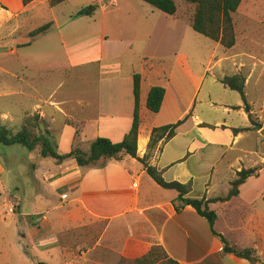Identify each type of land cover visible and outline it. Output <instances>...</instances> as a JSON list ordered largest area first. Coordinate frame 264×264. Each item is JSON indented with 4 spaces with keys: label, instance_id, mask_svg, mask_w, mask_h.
Instances as JSON below:
<instances>
[{
    "label": "crops",
    "instance_id": "obj_1",
    "mask_svg": "<svg viewBox=\"0 0 264 264\" xmlns=\"http://www.w3.org/2000/svg\"><path fill=\"white\" fill-rule=\"evenodd\" d=\"M119 1L109 0L101 6L104 19L94 30L86 31L87 34L75 29V24L83 18L95 19L99 8L93 17L74 19L69 16L68 20L59 21L54 16V27L50 32L25 41L26 45L19 46L23 42L18 43L7 51L8 55L2 51L3 56L16 59V63L10 66L4 61L0 63V82H6L0 88L1 121L10 127L19 122L16 116L22 117L26 110L39 113L47 119L53 134L60 137L62 153H68L76 146L88 150L98 137L120 142L132 128L134 75L140 73L142 122L139 155L144 157L147 153L155 127L183 119L187 121L173 138L162 140L149 158L150 165L157 167L167 181L186 184L190 197L209 199L228 194L238 171L259 168L258 175L240 187L238 196L225 203H211L210 207L214 209L213 206L219 205L218 211L214 209L219 214L215 225L218 232L238 248H255L264 260V122L261 124L263 130H258L250 119L251 114L262 122L264 99L262 94L251 99L248 92L250 81L257 91L263 89L262 82L259 85L252 79L262 66L256 64L255 69L248 68V62L259 58L238 52L234 46L224 51L231 54L228 57L213 53L210 62L214 61L203 69L201 77L193 68L195 63H190V53L195 48L193 42L199 38L193 28V4L185 5L182 11L178 8L175 15H168L142 0H130L128 8L121 7ZM29 6H25L23 0H0V28L4 30L14 16ZM108 8H111L113 22L107 18ZM255 9L263 16L264 6ZM255 9L251 15L249 12L245 14L244 28L264 26V19L258 18ZM241 10L239 8L234 14L235 23L242 14ZM252 16L255 19H250ZM52 34L60 36L62 50L67 52L57 63L47 62L51 50L41 54L19 53L20 48L34 47L39 40L51 42ZM157 37L160 43L154 45ZM170 42L172 46L168 48ZM220 45L216 42L215 50ZM1 46L6 47L5 44ZM163 46L166 49L161 51ZM72 48L82 58L76 63L69 53ZM93 50L97 51V56L89 58ZM226 61H231L228 68ZM167 64L170 70L166 73L169 76L164 85L166 94L160 111L153 114L147 108L148 94L152 87L160 86L154 81L160 75L159 69ZM42 70L45 77L57 75L60 85L53 89L46 82L42 83ZM72 73L80 83L66 87L67 76ZM238 73L247 77V103L242 99L233 103L227 98L216 97L211 88L203 99L200 98L201 88L208 77L211 78L210 87L219 83L226 92L229 88L221 79ZM12 80H17V85H11ZM145 81L149 82L146 89ZM198 103L222 107L224 114L231 118L228 120L222 116L214 122H207L196 112ZM246 106L249 112L245 110ZM13 108H17L18 113ZM235 116L240 117V123L235 122ZM67 120L79 124L77 138L76 126ZM202 125H210L212 129H202ZM242 127L248 130L234 133V128ZM207 150L213 155L207 160L209 164L202 165L201 154ZM69 160L60 172L46 180L65 192L67 198H71L70 202L77 204L76 213H84L89 219L84 227L76 230L78 233L72 241L74 248H70L73 251L70 254L72 264H118L122 258L134 259L144 255L157 244L164 246L181 264H249L245 258L223 253L222 241L195 208L186 206L181 212L176 211L175 204H181L177 191L160 186L164 191L156 192L161 198L153 197L152 191L158 184L147 179L150 175L136 158L123 155L119 159H104L93 167H81L75 159ZM6 171L0 158V181ZM145 183L150 189L146 201L142 197ZM4 200L8 198L5 196ZM220 221L222 230L218 227ZM60 246L64 247L63 244Z\"/></svg>",
    "mask_w": 264,
    "mask_h": 264
},
{
    "label": "rangeland",
    "instance_id": "obj_2",
    "mask_svg": "<svg viewBox=\"0 0 264 264\" xmlns=\"http://www.w3.org/2000/svg\"><path fill=\"white\" fill-rule=\"evenodd\" d=\"M256 1L257 0H245L240 7L242 9V14L237 18V22L235 23L238 36L235 48L238 52H246L249 55H254L259 58H254V62H248V68L255 69L256 64L262 66L256 76L254 75L252 79H255V81L257 80L259 85H261L262 82L263 89L262 91H257V89H255L256 87L252 85V81H250L248 92L251 99L257 98L260 94L263 95L264 99V26H253L246 29L243 25L245 23L244 16H246L248 12V14L251 15L253 9L264 6V0H259L258 3H256ZM107 2L109 3V0H66L65 3L55 8H51L49 0H35L31 3V7L29 6L30 4L28 5L30 8L28 7L20 15L14 16L4 27V30L0 28V63L4 61L7 66L15 64L16 59H11L9 56H3L4 53L2 51H5V54L8 55L7 51L13 46L16 47L18 43L23 42V44H20L19 46L26 45L25 41L33 40V38L30 37V32L37 27L52 21L54 16H56L59 21H64L65 19L68 20L69 16H72L81 8L95 3L99 8L97 17L93 20H86V18H83V20H80L74 27L81 32H85L84 34H87L86 31L94 30L95 27L99 25L98 23L104 19L101 6H104ZM119 3L121 4V7L128 8L130 0H120ZM176 4L180 11L183 10L185 5H189L186 0H176ZM256 12L259 19L260 17L261 19H264V13L262 16L257 10ZM107 13L109 14L107 18L111 19V22H113V15L110 14L111 8H108ZM250 19L255 18L252 16ZM71 31L72 29L69 30V32ZM50 37L51 42L49 40H39L34 47L20 48L19 53L31 54L38 52V54H41L42 51L49 52L48 50H51L47 62L53 63L61 60V57L66 56L67 52L62 50L60 36L58 34H52ZM197 37L199 38L193 42L195 48L190 53V63H195L193 68L196 72H199V75L202 77L203 69L209 67L211 62L214 61L212 60L210 62L213 53L220 57H228L231 54H226L224 51H227L228 49H225L221 45L215 50L216 41L201 34H198ZM159 43L160 41L158 37L155 38L154 45ZM1 44H5L6 47L2 48L3 46H1ZM167 46L168 48H171V42ZM163 47L164 48L160 49L161 51L166 49V46ZM229 52L231 53L232 51L229 50ZM69 53H71L74 63L82 59L79 56V53H76L75 48L70 49ZM194 54L195 57H192ZM96 56L97 51L93 50L89 58H95ZM225 66L227 68L230 67L231 61H226ZM168 69L170 70L168 64L159 69L160 75L155 79V84L162 85V87L167 84L169 76L166 75V73ZM74 73L67 76V79L69 80H67L66 87L72 85L76 86V84L79 85L80 82L75 79ZM227 73H230V71ZM76 74L78 75L79 73L76 72ZM41 76V82H46V85L49 88L55 89L61 83V80L57 75L45 77L46 73L43 70L41 71ZM210 80L211 78L208 77L201 88V99L207 95L209 88H211L214 96L224 99L227 98L230 102L235 103L242 99L239 92L231 89H228L225 92L223 86L219 83L210 87ZM10 82L11 85H17V80H12ZM148 83L149 82L147 81L144 82L145 89L148 87ZM3 84H6V82L3 83L1 81L0 88ZM1 104L2 99L0 98V105ZM251 107L252 106L250 105V108ZM12 110L15 113H18L17 108H13ZM196 112L207 122H214L216 118L222 116H226L228 120L231 118L227 114H224V109L222 107L213 108L209 103H198L196 106ZM22 117L21 115L16 116L19 122L9 128L14 132H17L19 128H21ZM183 120L184 122L180 126L187 125L186 119ZM234 120L235 122L240 123L239 116H235ZM255 120L260 124L264 122V119L262 122L260 119ZM204 127H210V129H212V126L210 125L201 126L202 129ZM259 130H263V128ZM55 136L60 146V137L57 133H55ZM0 148L5 150V153H2L4 150H0V158L7 168V171L2 175L0 181V189L3 193V195L0 196V264H37L39 262L72 264L70 254L73 251H70V248H74V246H72V241L76 238V233H78L76 230H80L84 227V223L89 219L84 213H76L75 207L77 204L70 202L71 198H67L65 192L54 188L53 183H49L46 180L48 176L60 172L65 163L70 160L60 163L53 158H43L40 155V147L30 150L21 144L11 146L0 144ZM60 150L61 148L59 149V152H61ZM211 155L213 154H211L210 150L202 152L200 160L201 164H209L207 160ZM223 164H225V161H223ZM147 177L148 180L153 181L150 176ZM155 187L156 190L152 191V196L155 198H161V195L156 191L164 190L156 184ZM149 191L150 189L147 187L146 183L143 184V200H147L146 195L149 194ZM170 193H173L174 195L175 192ZM5 196L8 198L7 201L4 200ZM149 198H151V196H149ZM218 206L213 207L217 210V208H219ZM11 207H14V213L10 211ZM43 212L44 214H40ZM44 217H46V220H44ZM219 223L218 227L222 230V221ZM60 244H63L64 247L60 246ZM75 253L78 255L79 251ZM119 262L118 264H120ZM124 264L129 263L125 262Z\"/></svg>",
    "mask_w": 264,
    "mask_h": 264
},
{
    "label": "trees",
    "instance_id": "obj_3",
    "mask_svg": "<svg viewBox=\"0 0 264 264\" xmlns=\"http://www.w3.org/2000/svg\"><path fill=\"white\" fill-rule=\"evenodd\" d=\"M35 0H23L25 6H28ZM149 3L155 8L160 9L168 15H175L178 6L175 0H142ZM188 3L195 6L193 17V28L199 34L206 36L216 42H219L226 49L233 48L238 41L235 16L244 0H186ZM66 0H49L51 7L59 6L65 3ZM98 9V5L93 3L83 7L74 13L71 17L76 19L83 16L93 17ZM54 27V21H50L42 26L37 27L30 32V37L45 35ZM30 44V43H28ZM221 82L229 89L240 93L244 103H247L246 84L247 78L244 74L238 73L232 76H225ZM166 89L162 86H154L151 88L147 98V108L153 114L160 111ZM134 96H135V111L134 120L131 130L126 134L120 142H113L109 138L98 137L93 140L88 150L81 147H73L68 153L59 152V144L56 136L49 127L46 118L39 113H32L29 110L24 111L21 128L17 132L11 130L0 119V144L11 146L21 144L30 150L40 147V155L43 158H53L58 162H64L69 159H75L81 167H93L98 165L104 159H119L123 155H129L139 160L145 167L151 178L162 188L167 190H175L178 192V200L180 205L175 204L176 211L181 212L186 206H192L196 209L199 215L206 218L209 222L211 230L215 236L220 238L223 243L224 254H234L238 257L245 258L249 264H264V260L260 257L255 248H238L232 245L227 238L217 231L215 225L219 219V214L216 210L210 207L211 203H225L233 197L238 196L240 187L251 177L258 175L259 168L243 169L238 171L236 177L231 181V188L228 194L207 199L194 198L188 196L189 188L186 184L180 181H167L163 173L155 166L150 165L149 158L158 148L162 140L173 138L180 125L184 120H179L176 123L155 127L151 134V139L148 144V150L144 157L138 153V141L140 134L141 117V75H134ZM250 108V105H248ZM250 119L254 124L258 122L251 116ZM67 123L76 126V138L79 136V124L73 120H67ZM260 124V123H258ZM248 128H234V133L246 131ZM128 262L129 264H181L178 260L171 257L167 250L162 245H153L150 250L144 255L134 258H122L120 264ZM37 264H51L47 262H39Z\"/></svg>",
    "mask_w": 264,
    "mask_h": 264
},
{
    "label": "water",
    "instance_id": "obj_4",
    "mask_svg": "<svg viewBox=\"0 0 264 264\" xmlns=\"http://www.w3.org/2000/svg\"><path fill=\"white\" fill-rule=\"evenodd\" d=\"M245 110L247 111V112H249L250 110H249V108L246 106V108H245ZM254 127L256 128V129H261L262 128V125L261 124H254Z\"/></svg>",
    "mask_w": 264,
    "mask_h": 264
},
{
    "label": "built area",
    "instance_id": "obj_5",
    "mask_svg": "<svg viewBox=\"0 0 264 264\" xmlns=\"http://www.w3.org/2000/svg\"><path fill=\"white\" fill-rule=\"evenodd\" d=\"M10 211L14 213V207H11L10 208Z\"/></svg>",
    "mask_w": 264,
    "mask_h": 264
}]
</instances>
